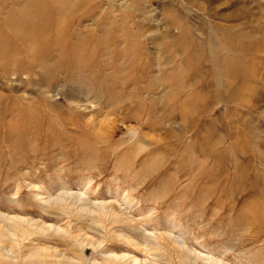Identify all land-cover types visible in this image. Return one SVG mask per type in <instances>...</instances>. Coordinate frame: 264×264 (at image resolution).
<instances>
[{"label": "rangeland", "instance_id": "rangeland-1", "mask_svg": "<svg viewBox=\"0 0 264 264\" xmlns=\"http://www.w3.org/2000/svg\"><path fill=\"white\" fill-rule=\"evenodd\" d=\"M0 215L70 233L0 221V264H264V0H0Z\"/></svg>", "mask_w": 264, "mask_h": 264}, {"label": "bare ground", "instance_id": "bare-ground-1", "mask_svg": "<svg viewBox=\"0 0 264 264\" xmlns=\"http://www.w3.org/2000/svg\"><path fill=\"white\" fill-rule=\"evenodd\" d=\"M37 9H39V8L37 7ZM24 23H22V25H24ZM41 23H40V26L43 24V23L42 24ZM36 30H38V29H36ZM58 30H60V29H58ZM20 36L23 37L22 34ZM40 195L43 196V197L41 196V200L47 204H57V205H62V207H64L65 203L69 200L70 206H76V209H78L79 211L84 212V213L89 214V215H92V216L94 215L97 218H102L103 215H106V216L110 215V216H113L115 218H119L121 220L128 221L129 223H133V225L136 224V221L133 218L128 217L127 214L118 205H116L113 202L96 203L93 200H90L88 197H85L83 194H81L79 192H77V193L65 192V193L56 194V195L40 192ZM73 209H74V207H73ZM38 220H35L32 217H28V216L23 217V216H3V215H0V221H5L7 223H9V222L13 223L14 222V223H18L21 225H27V226H31L34 228H38V229H41L43 231H49V232H52L55 234H62V235L70 234L69 230H68V225L48 224V223H45V221H42V220L38 221ZM81 235L82 236L77 240L80 246H89L90 248H98L101 246V243H102L101 239L94 238L92 236H88L86 233H83ZM153 237L157 238L156 235H153ZM158 237H159V239H164L166 245L169 248H172L173 251H176V252L179 251V253L184 252L188 256H191V258L195 262L198 261L201 264H224V262H221L222 260L219 261L220 259H218V260L214 259L213 257L206 256V254L200 255V253L198 254V252L197 253L194 252L195 250L194 251L190 250L186 245L182 244L176 238H174L168 234L161 235ZM156 238H154V239H156ZM51 251L56 252L55 249H53ZM2 252H4V251H2ZM59 253H61V252H59ZM60 256H61V258L66 257L64 253L60 254ZM111 256L114 260L121 261V262H124L127 264H146L143 260L137 258L134 255H130L129 253H125V252H123L117 256L114 254H112Z\"/></svg>", "mask_w": 264, "mask_h": 264}]
</instances>
